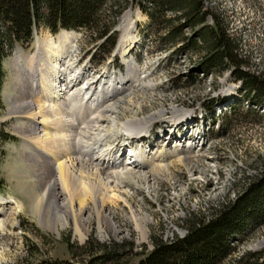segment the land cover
<instances>
[{
  "label": "rangeland",
  "instance_id": "374dc122",
  "mask_svg": "<svg viewBox=\"0 0 264 264\" xmlns=\"http://www.w3.org/2000/svg\"><path fill=\"white\" fill-rule=\"evenodd\" d=\"M142 1L152 8L148 0ZM214 1L228 32L236 38L238 53L247 62L244 67L264 77V0ZM207 20L212 23L210 16ZM182 23V19L173 22L180 34L177 31L171 42L167 29L152 21L137 0H128L115 23L118 38L109 52V47L106 51L97 49L100 42L83 30L53 33L43 26L36 29L29 44L16 42L7 49L0 84V195L14 198L17 207L0 216V264H38L42 260L47 264H112L97 259V243L117 247L123 262L136 264L152 248L154 237L160 236L164 242L184 237L190 214L208 220L212 207L218 209L223 202L233 200L245 181L258 173L264 158V106L254 104L252 94L242 89L230 69L211 74L196 70L199 54L188 51L183 40L193 37V30L180 29ZM127 27L132 44L128 43L126 53L121 55L117 49ZM64 32L68 37L61 41ZM49 39L64 51L62 76L77 78L71 92H80L64 99V107H69L72 116L76 117L77 106L84 100L82 93L87 84H92L91 93L104 81L116 87L123 81L128 86L108 98L104 106L108 118L100 122L101 131L94 136V127L89 129L90 137L100 141L91 156L102 163L100 154L108 152L111 160L104 163L107 170L123 169L112 152L123 140L122 123L154 115L147 128L150 134L142 140L140 150L158 157L143 171L133 167L136 172L148 173L146 178L125 177L119 184L122 199L106 201L103 210L115 230L91 210L92 203L87 204L92 218L82 241L74 233L72 220L62 226L53 218V223L42 226L40 214L32 211L35 192L40 187L43 190L45 183L37 184L30 166L27 152L36 148L30 135L18 132V127L28 121L27 109L21 104L31 98L20 92L25 85L19 71L33 68L36 54L43 51L42 42ZM128 62L133 63L131 69ZM76 70L82 71L80 76H76ZM187 119L199 120L194 123L197 132L204 123L202 139L194 137V127L188 131L183 128ZM88 123L92 124L90 120ZM179 135L181 138L176 139ZM176 143L187 145L186 158L167 153ZM159 160L164 162L156 165ZM163 168H168V175L160 172ZM145 217L148 220L143 221ZM251 231L248 236L233 237L237 247L232 258L264 249V224ZM221 264H229V259Z\"/></svg>",
  "mask_w": 264,
  "mask_h": 264
},
{
  "label": "trees",
  "instance_id": "16d2710c",
  "mask_svg": "<svg viewBox=\"0 0 264 264\" xmlns=\"http://www.w3.org/2000/svg\"><path fill=\"white\" fill-rule=\"evenodd\" d=\"M149 8L137 0L140 9L162 29H167L171 42L178 27L190 28L193 37L183 38L188 51L199 54L196 70L202 74L230 69L242 89L252 94L256 106H264V77L244 69L247 63L237 51V41L228 32L218 7L206 9L204 0H148ZM128 0H0V84L3 79V59L14 43L29 44L37 28L43 26L52 32L60 29H80L100 42L97 49L109 52L115 45L118 32L115 23L126 8ZM212 23L209 24L207 17ZM162 22L164 24L162 25ZM161 24V25H160ZM180 28V29H181ZM170 34V35H169ZM178 35V34H177ZM173 40V41H172ZM252 100V99H251ZM5 137L6 135H1ZM258 173L246 180L233 200L212 207L211 217L203 219L190 214L187 234L170 242L154 237L153 248L136 264H264V249L255 254L245 253L235 258L232 254L237 235L248 236L258 225L264 224V158ZM250 227V228H249ZM252 232V231H251ZM236 240H238L236 238ZM97 259L102 263L126 264L118 256V248L96 244ZM263 256V257H262ZM38 264H47L43 260ZM68 264V263H64Z\"/></svg>",
  "mask_w": 264,
  "mask_h": 264
},
{
  "label": "bare ground",
  "instance_id": "6f19581e",
  "mask_svg": "<svg viewBox=\"0 0 264 264\" xmlns=\"http://www.w3.org/2000/svg\"><path fill=\"white\" fill-rule=\"evenodd\" d=\"M128 31V27L124 29L119 41L117 50L121 55L126 53L124 47L128 43L129 46L132 44L128 38ZM67 37L68 32H64L61 41L63 39L66 41ZM48 41L42 42L43 51L36 54L38 59L33 68L29 67L24 72L19 71L25 85L20 92L31 98L21 104L24 110L27 109L28 121L25 126L18 127V132L22 134L27 132L30 135V140L36 147L27 152L30 166L37 184L42 186L45 183L43 190L40 187L35 192L31 209L34 213L40 214L39 221L42 226L49 225L54 220L59 225L65 226L69 220H72L74 233L82 241L88 232L87 222L92 218L87 204L92 203L91 210L97 216L100 214L104 223L106 222L115 230L110 217L103 210L106 201L122 199L118 192L121 191L119 184L123 179L125 177L131 179L134 176L146 178L148 173L136 172L133 167L143 171L144 168L153 164L158 156L147 153V150H133L134 159H122L117 165H121L123 169L114 172L107 170V164L104 165L111 160L108 152L104 151L100 154L102 163L91 156L100 141L90 137L89 129L94 127L92 129L94 136L99 130L101 131L100 122L108 118L104 114V106L108 105V98L119 94L128 86L123 81H120L121 85L118 87L109 81H104L99 82L95 93H91L92 84H87L82 93L84 100L77 106L76 117L72 116L69 107H64L66 106L64 99L80 91L71 92L76 81L73 82L75 77L69 79L62 76L64 51L62 48L55 47L51 39ZM132 65L133 63L128 62L129 69ZM29 78L31 83L28 85ZM106 93L111 95L107 96ZM160 114L161 112L157 115ZM87 118H89L88 121H86ZM153 118L154 115L127 119L122 123V128L125 134L143 139L149 133L147 128ZM89 120L93 125L88 123ZM175 123L173 122V125ZM99 136L102 139L105 138L103 135ZM188 151L186 146L176 143L167 153L186 158ZM160 158L163 157L160 156ZM163 162L159 160L155 164L161 165ZM167 169L163 168L160 172L168 175ZM153 171L155 170L151 172ZM16 207L17 201L14 198H4L0 195V216H3L8 209ZM142 220H148V218L145 217Z\"/></svg>",
  "mask_w": 264,
  "mask_h": 264
},
{
  "label": "built area",
  "instance_id": "2783aa9c",
  "mask_svg": "<svg viewBox=\"0 0 264 264\" xmlns=\"http://www.w3.org/2000/svg\"><path fill=\"white\" fill-rule=\"evenodd\" d=\"M203 3L206 9L210 8L211 6L218 7V3L214 0H204Z\"/></svg>",
  "mask_w": 264,
  "mask_h": 264
}]
</instances>
